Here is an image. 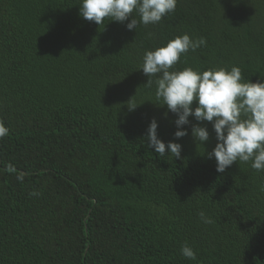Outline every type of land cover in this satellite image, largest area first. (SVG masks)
Segmentation results:
<instances>
[{"label": "trees", "instance_id": "16d2710c", "mask_svg": "<svg viewBox=\"0 0 264 264\" xmlns=\"http://www.w3.org/2000/svg\"><path fill=\"white\" fill-rule=\"evenodd\" d=\"M82 3L0 0V264H264V171L218 173L213 124L193 116L178 129L142 71L145 53L188 35L207 46L171 71L238 67L264 84V0H177L133 31L137 13L100 27ZM153 119L181 159L147 146Z\"/></svg>", "mask_w": 264, "mask_h": 264}, {"label": "clouds", "instance_id": "9594fccd", "mask_svg": "<svg viewBox=\"0 0 264 264\" xmlns=\"http://www.w3.org/2000/svg\"><path fill=\"white\" fill-rule=\"evenodd\" d=\"M177 8V0H83L80 15L88 22L102 26L106 19L123 24L137 13L140 17L127 24L129 31L136 30L138 24L145 27L159 24L162 19ZM201 46H207L205 39L193 41L188 35L177 37L167 46L145 53L142 71L148 77L146 86H156L157 101L163 100L168 111L177 115L176 127L188 125L189 117L198 122L213 124L218 141L208 159L213 157L217 163V172L224 173L234 163L252 161L251 167L256 171H264V84L242 82L241 69L233 67L208 70L201 73L186 68L183 71H171L190 50L195 52ZM134 98V97H133ZM131 98L127 107L135 111L139 107ZM198 107L193 110V103ZM167 113L165 114V118ZM158 124L152 120L145 139L148 147L154 148L159 156L170 154L175 160L181 159L182 146L176 143L167 145L158 139ZM9 134V130L0 122V139ZM186 131H177L175 139L187 136ZM192 135L203 145L209 140L207 128L193 126ZM167 150V151H166ZM22 182L23 176L18 177ZM30 195L38 196L33 192ZM205 224L214 221L207 218L204 212L199 214ZM182 255L195 260L194 251L185 244Z\"/></svg>", "mask_w": 264, "mask_h": 264}]
</instances>
